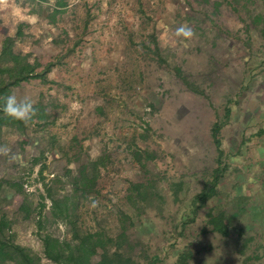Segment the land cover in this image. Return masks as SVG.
Wrapping results in <instances>:
<instances>
[{
    "label": "rangeland",
    "instance_id": "rangeland-1",
    "mask_svg": "<svg viewBox=\"0 0 264 264\" xmlns=\"http://www.w3.org/2000/svg\"><path fill=\"white\" fill-rule=\"evenodd\" d=\"M6 39L38 75L50 67L12 89L38 113L2 133L7 239L52 264L46 235L125 228L140 264H264V207L232 199L246 163L264 195V0H4L0 51Z\"/></svg>",
    "mask_w": 264,
    "mask_h": 264
},
{
    "label": "trees",
    "instance_id": "trees-1",
    "mask_svg": "<svg viewBox=\"0 0 264 264\" xmlns=\"http://www.w3.org/2000/svg\"><path fill=\"white\" fill-rule=\"evenodd\" d=\"M5 41L0 51V63L6 64L0 67V142L4 129L16 128L23 130L25 128L24 122L11 119L3 113V98L11 94L12 89L24 81L38 77H41L43 80L46 73L50 70V67H48L44 73L38 75L35 66L23 64L22 55L16 54L11 49L10 42L13 43L12 40L6 39ZM219 133L220 127L216 125L212 129V136L218 149L221 148ZM221 155L222 151L220 150L219 156ZM88 176L89 174L82 171L80 178L76 180L77 186L82 185V178L86 179L87 177L86 180L92 182ZM214 194L215 187H211L200 193L196 197V200L200 203H205ZM209 223L215 232L223 236L229 234L228 222L222 212L216 215L209 214ZM73 225H75L74 222ZM6 226H8L6 219L0 218V264H42L40 256L33 253L30 249L6 238L4 235V228ZM126 232L124 228L117 238L112 239L103 233H85L81 235L74 229L72 243L46 235L42 239L44 257L52 264H140L123 250L125 243H127V247L131 248V243ZM191 255L190 252L181 254L177 264H188ZM148 264H154V261L150 260Z\"/></svg>",
    "mask_w": 264,
    "mask_h": 264
},
{
    "label": "clouds",
    "instance_id": "clouds-1",
    "mask_svg": "<svg viewBox=\"0 0 264 264\" xmlns=\"http://www.w3.org/2000/svg\"><path fill=\"white\" fill-rule=\"evenodd\" d=\"M4 0H0L3 3ZM175 35L184 40L191 39L194 36L192 28L188 24H181L175 29ZM3 113L14 120L24 123L32 121L38 113L36 101L30 95L19 96L15 92L3 98ZM7 150H5L6 152Z\"/></svg>",
    "mask_w": 264,
    "mask_h": 264
},
{
    "label": "crops",
    "instance_id": "crops-1",
    "mask_svg": "<svg viewBox=\"0 0 264 264\" xmlns=\"http://www.w3.org/2000/svg\"><path fill=\"white\" fill-rule=\"evenodd\" d=\"M220 150L222 151V148H220ZM222 154H223V152H222ZM220 158H221V156H220ZM241 166L244 168L243 169L244 173L246 172L247 174L244 175L242 173L243 175L241 174V176L238 175L239 177L238 176L236 177V181L238 182V188H237L238 191H235V193L233 192L234 194H233L232 199L235 200V202L237 204L236 205V208H237L236 211H237V213L239 212V208L240 207H244L245 208L247 205H249L248 203L250 201H252L254 198H256L257 200H259V202H257V203L259 205H261L262 208H263L264 207V195H263V198H261L256 193H249V190H251L250 187H249L250 186V183H251V186H253V183L250 181L251 180L250 179L251 178L250 177L251 171H250V168H249V164L246 163V164H243ZM262 166L264 167V163H263ZM240 167H237V168H240ZM255 183H257V181L254 182V184ZM254 187H255V185H254ZM261 188L263 189L264 186H261ZM231 189H232V187H231ZM258 190H259L258 194L260 192H262L261 189H258ZM245 191H247V194L246 195L244 194ZM251 194H254V196H251ZM245 203H247V204H245ZM262 210H263V214H264V209H262ZM211 213L214 214V215H216L214 211L211 212ZM224 217H225V214H224Z\"/></svg>",
    "mask_w": 264,
    "mask_h": 264
}]
</instances>
